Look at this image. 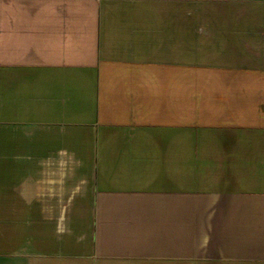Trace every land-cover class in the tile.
I'll return each mask as SVG.
<instances>
[{
  "label": "crops",
  "instance_id": "1",
  "mask_svg": "<svg viewBox=\"0 0 264 264\" xmlns=\"http://www.w3.org/2000/svg\"><path fill=\"white\" fill-rule=\"evenodd\" d=\"M0 264H264V0H0Z\"/></svg>",
  "mask_w": 264,
  "mask_h": 264
}]
</instances>
